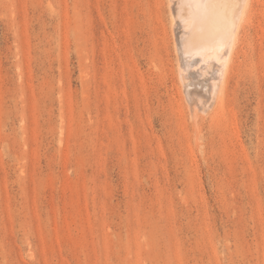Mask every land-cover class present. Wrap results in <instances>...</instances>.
I'll list each match as a JSON object with an SVG mask.
<instances>
[{
	"label": "rangeland",
	"instance_id": "rangeland-1",
	"mask_svg": "<svg viewBox=\"0 0 264 264\" xmlns=\"http://www.w3.org/2000/svg\"><path fill=\"white\" fill-rule=\"evenodd\" d=\"M169 3L0 0V264H264V0L198 118Z\"/></svg>",
	"mask_w": 264,
	"mask_h": 264
},
{
	"label": "bare ground",
	"instance_id": "bare-ground-1",
	"mask_svg": "<svg viewBox=\"0 0 264 264\" xmlns=\"http://www.w3.org/2000/svg\"><path fill=\"white\" fill-rule=\"evenodd\" d=\"M180 1L182 10L175 6L177 2L174 3V0L169 3L172 29L176 35V50L180 48L179 72L185 100L187 99L192 111L190 113L194 115L192 117L198 118V113L212 111L221 95L222 84L238 41L239 26L249 0ZM180 11L187 15L184 17V29L188 37L182 46L177 38L181 27ZM192 70L204 76L210 75L204 81L202 78L205 82L203 86L196 87V84L194 87L192 83L196 82L191 83Z\"/></svg>",
	"mask_w": 264,
	"mask_h": 264
}]
</instances>
